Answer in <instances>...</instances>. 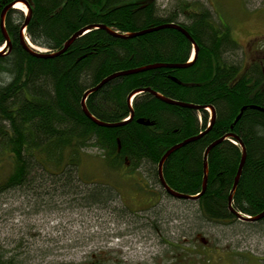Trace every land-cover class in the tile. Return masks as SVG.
Instances as JSON below:
<instances>
[{"label": "trees", "instance_id": "16d2710c", "mask_svg": "<svg viewBox=\"0 0 264 264\" xmlns=\"http://www.w3.org/2000/svg\"><path fill=\"white\" fill-rule=\"evenodd\" d=\"M14 1L0 0V49L6 45L1 15ZM31 3L26 36L33 46L50 53L60 52L76 33L92 26L105 25L128 35L167 23L186 29L199 53L187 69L159 68L117 78L88 96L86 106L101 122L125 123L134 113L127 124L106 129L84 114V94L115 73L158 63L189 64L192 42L174 29L123 40L93 28L60 57L37 59L20 44L19 32L27 17L18 9L9 10L5 26L13 49L0 55V197L61 194L79 198L88 207L109 208L117 185L84 184L80 175L84 152L95 148L102 152V172L144 169L162 196L172 198L161 187L158 165L173 146L209 129L212 114L207 108H213L212 129L167 159L165 182L174 192L197 197L203 192L206 150L230 136L208 155L207 192L192 204L204 223H239L228 209V199L244 145L248 158L233 195V209L249 218L263 214L264 112L251 107L264 110V63L243 69L240 63L227 59L240 49L229 26L216 24L213 13L204 7L198 15L190 16L188 23H181L180 12L161 11L159 0ZM149 89L169 100L205 109L168 105L146 92L134 97L130 105L131 94ZM243 108L247 110L235 123ZM148 211L156 214L157 207ZM150 224L159 227L156 221ZM0 264L17 261L0 256Z\"/></svg>", "mask_w": 264, "mask_h": 264}, {"label": "rangeland", "instance_id": "374dc122", "mask_svg": "<svg viewBox=\"0 0 264 264\" xmlns=\"http://www.w3.org/2000/svg\"><path fill=\"white\" fill-rule=\"evenodd\" d=\"M236 1L159 0V6L163 12L178 8L181 23H188L184 14L188 4L200 8L198 11L203 7L211 11L216 24L231 28L239 45V51L234 56L228 54L227 59L245 69L257 62L255 50L264 52V12L239 14ZM247 4L251 9L264 7V0ZM84 153L82 182L118 187L111 186L116 197L110 207H88L79 198L61 194L43 198L2 195L0 256L5 260L56 264L79 261L83 255L105 248L122 254L132 264H264V221L252 225L242 221L204 223L192 202L162 196L144 169L110 172L108 178L102 172V152L88 148ZM156 202L160 204L157 213L149 212ZM155 221L158 228L150 224ZM199 235L205 246L198 241Z\"/></svg>", "mask_w": 264, "mask_h": 264}, {"label": "water", "instance_id": "95a60500", "mask_svg": "<svg viewBox=\"0 0 264 264\" xmlns=\"http://www.w3.org/2000/svg\"><path fill=\"white\" fill-rule=\"evenodd\" d=\"M18 3H21V4H24L27 9H28V12H27V19H26V22L22 25V28L20 30V44H21V47H23V49L29 53L32 57H35L37 59L41 58V59H45V60H50V59H53V58H57V57H60V55L66 53L72 46V44L74 43V41H76L78 38H80L82 35H85V34H88L93 28H96V29H101V30H104L106 32H108L112 37H116V38H120V39H133L135 37H141V36H146V34H150V33H155L157 31H160V30H168V29H174L176 31H180L186 38L187 40L191 41L193 46H194V58L191 60V62L189 64H180V65H177V64H164V63H158L156 65H149L148 67H142V68H137V70H127L126 72H119V73H115L114 75H111L110 77L106 78L103 82H101L99 85L95 86L93 89L89 90L88 92H86L84 94V97H83V101H82V110L84 112V114L87 116L88 119L92 120L95 124H97L98 126L100 127H103V128H118L120 126H123L125 124H127L129 121L133 120V116H134V113L132 112L131 116H130V119L125 122V123H118V124H110V123H104V122H101L100 120H97L95 119L92 114L90 113L89 109L87 108L86 106V102H87V99H88V96H90L91 94H94L95 92H98L99 90H101L102 88H104V86L106 84H108L109 82H112L114 80H116L117 78H122V77H126V76H133V75H137L138 73H144V72H148V71H151V70H159V68H165V69H187L189 67H191V65L193 64L194 60L196 59V56L197 54L199 53V50H198V47L195 43V40L191 37L190 33H188V31L186 29H184L180 24H166V25H161V26H157V28H150V29H146L145 31H141V32H135V34H124V35H121L117 32H114L112 30H110L107 26L105 25H102V26H92V27H89V28H86V29H83L81 30L80 32L76 33V35H74L66 44H64V48L62 50H60V52L58 53H50V52H47V51H41L39 48H36L35 46H33V44L31 43L30 39L27 37L26 38V31H27V28H28V24L31 20V17H32V9H31V0H17V1H14V3H12L10 6H8L3 14H2V21H1V26H2V32H3V36L6 38V48H9V50H12L11 48V40H10V37H8L7 35V31H6V26H5V17H6V13L11 10V9H17L16 6ZM7 49L6 50H3L0 52V55H6L8 54L7 52ZM150 93L152 94L153 96H155L158 100H161L163 101L164 103L168 104V105H175V106H178V107H184V108H188V109H195L197 111H201V110H204V108L202 107H199V106H196V105H189V104H186V103H179L177 101H174V100H169L165 97H163L162 95H158L156 92H154L153 90L149 89V90H139L138 92H134L133 94H131L129 96V102H130V105L133 101V98L136 97L138 94L140 93ZM248 108V107H247ZM247 108H243L241 110V114L237 117V120L235 123H237V121H239L244 112L247 110ZM251 109L253 110H261L264 112L263 109L261 108H256V107H251ZM207 110L210 111V114H212V118H211V123L209 124V129L207 131H205L204 134H201L200 136L198 137H194L193 139H188L186 141H184V143L182 144H179V145H176V146H173V148L171 150H169L164 156L163 158L161 159L162 161L159 163L158 165V171H159V182H161V187L163 189V191L167 192L173 199H177V200H180V201H189V202H196L202 195H204L207 191V185H208V174H209V169H208V155L210 154V152L216 148V146L224 141H226L229 137L227 138H224V139H221L219 141H216V143L212 144L209 146V148L206 150L205 154H204V183H203V187H202V193L197 195V197H192V196H189V195H183L179 192H174L167 184V182H165V179H164V172H163V167L165 165V163L168 161L167 159L173 155V153H175L176 151L180 150V149H183L184 146L190 144V143H194V141L196 140H199L201 139L202 137H204V135L209 132L212 127L214 126V123H215V118H216V114H215V110L213 108H207ZM141 123H144L143 121H141ZM243 146V152H242V160H241V163L239 165V171L236 175V180H235V183L233 185V190L231 192V195L229 196V204H228V209L229 211H231L232 214H234L238 221L239 222H245V223H249V224H252V223H258V222H261L263 219H264V212L263 214L257 216V217H254V218H249V217H245L243 216L242 214H239L237 213L236 211H234L233 209V195L236 193L237 191V187L240 183V180H241V176H242V173H243V170H244V166L247 162V153H246V149H245V146Z\"/></svg>", "mask_w": 264, "mask_h": 264}, {"label": "flooded vegetation", "instance_id": "af4514ba", "mask_svg": "<svg viewBox=\"0 0 264 264\" xmlns=\"http://www.w3.org/2000/svg\"><path fill=\"white\" fill-rule=\"evenodd\" d=\"M168 1H169L168 3H172L173 0H168ZM251 1L252 0H248V2H247V0H237L236 3L239 6L238 13L243 14V13L264 12V7H257V8L251 9L250 6L247 4V3H250ZM187 7H188V10L184 11V14L188 18L190 16L198 15L201 11V10L198 11V9H200V8L192 6L191 4H188ZM175 9L174 10L177 13L180 12L178 8H175ZM220 15H221V13H220ZM5 19H6V17H5ZM1 21H2V17H1ZM19 34H20V32H19ZM7 35H8V33H7ZM8 37H9V35H8ZM10 40H11V38H10ZM11 44H12V40H11ZM11 48H12V45H11ZM6 49H7V51H6L7 53H11L12 50H9V48H6V45H5L3 50H6ZM253 57L255 59H258V60H254L255 62L257 61L259 63L261 62L262 64L264 63V52H262L261 50L260 51L255 50ZM159 205H160L159 202H156V203H154V206L151 207L150 209H152L154 207H159ZM198 241H200L202 243V245L205 246L206 242L203 240V236L199 235ZM110 250H112V251H109V250L107 251V249H105V248L102 250L96 249V250H93L89 254L83 255L79 261H76V260H70L68 262L59 261V263H56V264H132L128 261V259H125V256L123 257L122 254H117L116 252L113 251V249H110ZM208 263H210V262H208ZM50 264H55V263H50Z\"/></svg>", "mask_w": 264, "mask_h": 264}, {"label": "bare ground", "instance_id": "6f19581e", "mask_svg": "<svg viewBox=\"0 0 264 264\" xmlns=\"http://www.w3.org/2000/svg\"><path fill=\"white\" fill-rule=\"evenodd\" d=\"M16 8L18 9V10H20V11H22L23 13H27L28 12V9H27V7L24 5V4H21V3H18L17 4V6H16ZM3 48V47H2ZM0 51H2L1 49H0ZM5 56V55H4ZM177 70V69H176ZM146 73V72H145ZM141 122V121H140ZM107 129V128H106Z\"/></svg>", "mask_w": 264, "mask_h": 264}]
</instances>
